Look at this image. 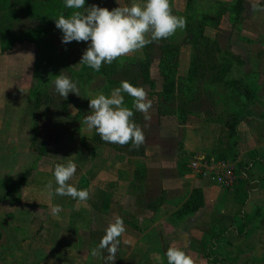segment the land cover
I'll list each match as a JSON object with an SVG mask.
<instances>
[{"label": "crops", "instance_id": "obj_1", "mask_svg": "<svg viewBox=\"0 0 264 264\" xmlns=\"http://www.w3.org/2000/svg\"><path fill=\"white\" fill-rule=\"evenodd\" d=\"M250 18H244L239 30L243 29L246 45L242 50L251 59H245L246 64L234 54L242 61L239 65L245 63L248 68L239 76L249 87L237 110L239 120L230 129L229 117L222 126L196 119L190 126L195 142L188 140L171 152L123 157L99 145L90 156L78 139V143L67 141L68 149L58 159L39 156L31 147L37 113L31 86L23 92L12 91V81L29 79V72L18 69L19 59L0 61L6 73L12 64L8 71L12 76L6 74L5 91L0 92L4 117L0 129L13 132L9 143L0 142V264H104L91 250L116 216L123 219L126 232L120 237L115 264H168L169 247L185 251L194 264H264V0ZM28 45L27 40L15 42L11 50ZM85 131L89 135L82 137L90 139L93 129ZM196 157H222L231 163L237 190L242 172L249 171L244 203L236 188H222L194 173L189 162ZM69 160L77 164V170L68 183L87 189V201L55 194L54 168ZM25 172L26 179L20 181ZM195 190L201 193V206L182 212ZM55 205L62 209L58 215L51 212ZM244 216L249 218L248 227L237 236L233 226ZM220 226L228 228L221 237L219 231L210 232ZM250 236L254 247L236 249V243Z\"/></svg>", "mask_w": 264, "mask_h": 264}, {"label": "rangeland", "instance_id": "obj_2", "mask_svg": "<svg viewBox=\"0 0 264 264\" xmlns=\"http://www.w3.org/2000/svg\"><path fill=\"white\" fill-rule=\"evenodd\" d=\"M28 1L0 0V61H5L6 59L13 61V58L19 59L21 66L18 69L21 70L22 67V70H24L23 74L27 71L29 72V79H27L28 77L20 78L15 83L12 81L14 88L12 91H18V93L26 90L27 86H31V89L38 86L39 90L43 92H53L55 90L54 80L61 71L77 83L81 96L69 93L68 96L74 97L75 102L69 106L68 110L71 113L70 116H72L81 108V117L76 118L75 121L65 117L64 121L68 119V130L71 132L68 140H74L73 143H78L80 136H83V134L89 135L88 131L84 132L87 125L83 123L84 117L90 114L91 111L89 99L105 93L104 90L106 88L109 89L108 93L110 94L115 86H107L104 82V76L101 74L92 75L88 79L87 84L83 83L82 85L77 80L78 78L75 77V73L79 71L81 66L79 61L84 50L88 47V42L72 41L64 44L62 43L63 33L59 29L48 31L38 43L30 41L35 38V32L38 29H46L48 25L55 24V18H58L64 10V0H30V3L33 4H29ZM233 1L170 0L173 13L186 19V27L184 29H178L174 35L160 41H167L169 44H173L170 46L177 48V51L173 52L174 56L171 62L175 76V83L172 88L175 93L174 98L170 101H164L162 97L156 94L165 83L161 75L162 69L159 67L161 52L156 48L157 56L151 58L152 61L149 66L150 78L156 85L154 91H151L148 85L139 81V86L147 90L148 99L152 100V107L149 110L150 119L145 120L144 115L136 111L138 125L142 128L145 135V142L142 145L144 152L160 153L163 150L171 152L188 140L192 143L195 142L196 136H191L193 132L190 126L196 119H206L208 122L212 121L222 126L225 121H228V117L231 118V115L226 113L227 108H229V88L224 83L226 80H232L244 73L246 67L245 59L247 61L251 59L249 53L242 50L246 48V45L244 46L243 43L245 41L241 38L243 29L242 31L239 30V26L243 28L244 18L252 17L262 0H258V3L256 0H242V19L237 24L230 23L228 19L227 6ZM131 2L132 0H119L121 6ZM136 2L142 3L143 0H136ZM223 3L227 4V6L226 8L223 6L224 9L220 11V6ZM92 4L106 7L109 10L119 6L117 0H85L86 7ZM72 11L74 10L68 9L67 16ZM80 11H83V9H80ZM195 36H198L199 39L196 42V46L193 47L192 42ZM19 39L29 41L28 47L24 50L23 48L11 50L12 40ZM6 48H10V51H5ZM247 52H249L248 49ZM234 54L241 56L245 63L239 65L234 59L231 71L223 74L222 78L217 77L219 73L215 75V71L220 69V65L226 61L228 55ZM141 56L142 52L140 50L132 55L120 57V59L122 63H127L129 59H138ZM9 63L8 71H11L12 64L11 62ZM195 66L197 68L196 75L192 76L191 70ZM8 71L6 73L4 65L0 66L1 93L5 91L2 86L6 82V74L8 76L11 75V72ZM47 78L49 79L46 83L39 85L40 79H44L45 82ZM16 86H18L17 89ZM84 86L86 87L84 88ZM124 101L126 107L133 108V98L131 96L130 98L124 97ZM14 102L17 104L16 100ZM159 106L165 107L166 115L158 114ZM176 106H184L185 110L190 111L185 124H179L176 117L173 116L172 111ZM46 108L47 106L42 104L37 113H41ZM0 117L1 128L3 125L1 121L4 117L1 114ZM73 129L74 131H72ZM49 131L50 129L47 126L44 127L43 125L41 127V132L46 133V136H50L53 132V130L52 132ZM5 133L9 135L6 136ZM12 134L13 132L1 131L0 129V142L9 143L8 140L12 139ZM86 143L87 146H91L92 142ZM67 149L66 146L58 147V144L52 142L47 149L48 155L46 157L58 159L65 154ZM192 159H190V162ZM252 238L253 236H250L248 241L236 243V249L254 247L256 244H254ZM223 245L226 246L227 244ZM230 246L232 245L230 244ZM261 246V249H263L264 244H261Z\"/></svg>", "mask_w": 264, "mask_h": 264}, {"label": "clouds", "instance_id": "obj_3", "mask_svg": "<svg viewBox=\"0 0 264 264\" xmlns=\"http://www.w3.org/2000/svg\"><path fill=\"white\" fill-rule=\"evenodd\" d=\"M117 2L119 4V0ZM64 5L74 11L67 17L60 15L55 18L56 28L63 33L62 43L88 42L79 63L97 72L102 65H110L120 57L132 55L154 42L159 43L174 35L178 29L186 27V19L173 13L170 0H143L142 3L132 0L130 4H119L111 10L96 4L86 7L85 0H64ZM54 86L62 99H67L69 93L81 96L77 83L62 71L56 75ZM124 93L133 98V108L125 106ZM151 107L152 100L148 99L147 90L124 80L119 87L112 89L110 95L100 94L89 99L91 111L84 117L83 123L89 129H95L106 143L120 146L131 144L133 148L139 149L145 142V135L134 120L133 109L148 120ZM76 170L77 164L71 160L66 165L55 166V194L87 201L90 198L87 189L78 190L68 183ZM47 188L51 192V181ZM61 210L60 205H55L51 212L58 215ZM125 232L123 219L116 216L105 229L97 247L91 250V255L102 257L104 264H115L120 237ZM105 252L107 255H104ZM165 255L168 264H194L193 259L177 247H169Z\"/></svg>", "mask_w": 264, "mask_h": 264}, {"label": "trees", "instance_id": "obj_4", "mask_svg": "<svg viewBox=\"0 0 264 264\" xmlns=\"http://www.w3.org/2000/svg\"><path fill=\"white\" fill-rule=\"evenodd\" d=\"M28 3L33 4L30 3V0L28 1ZM223 6L226 8L227 4L225 3L221 4L220 11L221 9H224ZM63 9L64 10L62 11L61 15H65L67 17L68 8H66L64 5ZM227 10H228V19L230 23L237 24L239 20L242 19V15H241V12L243 10L242 0H234L232 3H229L227 6ZM220 11L218 10V12ZM56 29L57 28L55 24L48 25L46 29L40 28L35 32L36 33L35 38H32V40L30 41L38 43L44 37V35L47 34L48 31H53ZM198 39H199L198 36L194 37V40L192 42L193 47L196 46V42L198 41ZM204 39L206 38L204 37ZM23 40L25 39H21V40L19 39L15 41L12 40L11 44L13 45L15 42L21 43ZM170 45L173 44H169V42L167 41L159 42V43L154 42L152 44L147 45L141 50L142 52L141 58L138 59L132 58L131 60L129 59V62L127 63H122L121 59L119 58L113 61V63L110 65L109 64L102 65L100 71L98 72L94 71L87 65L81 64L79 71L75 73V77L78 78L77 80L80 81L82 85L83 83L87 84V81H89L88 79L92 75L101 74L102 76H104V82L107 84V86H115L114 88L119 87L121 81L124 80H127L130 83H132L134 86L139 87V81H141L142 84L148 85L151 91H154L156 85L155 82L150 78L149 66L152 61L151 58L157 56L155 49L158 48L159 51L161 52V56H160L161 60L159 62V67L160 69H162L161 75L163 76V80L165 81V83L162 85V89L159 92H156V94L162 97L164 101H170L174 98V93H175L172 88V86L175 83V76H174V68L171 62L173 61V56H174L173 52L177 51L176 47ZM234 59L235 61H237L238 64L242 63L239 57H236L234 55H228L226 61L222 62V64L220 65L221 66L220 69L215 71V75L216 73H219L217 77L222 78L223 74L231 71V66L233 64ZM196 69L197 68L195 66L191 70L192 76L196 75ZM48 79L49 78L45 79V82L44 79L42 80L40 79L39 85L46 83ZM224 85L227 88H229L228 89L229 108H227V112L230 111V113L229 112L228 113L231 115L229 128L233 129L235 124L240 118V115H237V110L239 109L238 107L240 105V101L242 100V96H248L249 92H247V90L249 87L248 85H246L244 81H242V78L240 77H235L232 80H226ZM85 87L86 86H84V88ZM105 90H104L105 93L109 92L108 88H106ZM123 95L125 98L128 97L130 98V96L127 95L126 93H124ZM31 99L34 103V107L35 110H37V112H39L38 110L42 104H45L47 106V108L44 109L41 113L36 114V118L33 126L32 142H31V147L35 152H37L39 156H46L48 155L47 149L52 142H54V144H58V147L66 146L67 141H69L68 136H70L71 132H69L68 130L69 128L68 119H65L67 121L66 122L64 121V118L67 117L75 121L76 118L81 117L80 116L81 108L78 106L80 109H78L77 113L70 116L71 113L69 112L68 109L69 106L75 102L74 97L68 96L67 99H62V97H60V95L55 90H53V92H46V91L43 92L42 90H39L38 86L32 88ZM163 107L164 106L161 107L159 106L158 114L166 115L165 107L164 108ZM189 113L190 111L185 110L184 106H176L175 109L172 111L173 116L176 117L179 124H185ZM134 120L137 124H139L136 118V111H134ZM43 125L44 127L47 126L48 129H50L49 132H52L53 130L50 136H46V133L41 132V127ZM72 131H74V129ZM77 135L79 136V134ZM79 140H80V145L83 146V148L90 156L95 155L96 149L99 145H107L112 149L122 153L121 156L123 157L131 156V155H139V154L142 155L144 153V149L142 145L139 147V149H135L132 147L131 144L120 146L118 144L106 143L100 139L95 129H93V135L91 136L90 139L80 136ZM90 141L92 142L91 146H87L86 142H90ZM214 159L225 160L222 157H214ZM242 167L243 165H239L240 170ZM243 170L244 169H242L241 171ZM242 173L244 175V178L242 179L241 182H239L238 190L239 193H241V195L243 194V198H241V200L243 201L242 203H244V201L248 197V194L244 193L243 186L245 182L250 181L251 175L250 172L246 170ZM235 174H237L236 171ZM25 179H26V172L23 174L20 181ZM236 185H238V183H236ZM236 185L234 186V188H236L235 190H237L238 187V186L236 187ZM201 203H202L201 193L199 190H195L191 195V198L185 203L182 212H193L201 206ZM248 219L249 218L247 216L240 217L239 224L237 223V225L233 226L234 230L237 233V236H242L245 233L249 224ZM227 229L228 228H226V226H220L218 230L213 228L211 229L210 232L214 234L217 233V231H219L221 237L222 234L226 233Z\"/></svg>", "mask_w": 264, "mask_h": 264}, {"label": "built area", "instance_id": "obj_5", "mask_svg": "<svg viewBox=\"0 0 264 264\" xmlns=\"http://www.w3.org/2000/svg\"><path fill=\"white\" fill-rule=\"evenodd\" d=\"M192 171L204 179H208L216 185L233 189L237 183L234 166L224 160H215L210 157H196L189 163Z\"/></svg>", "mask_w": 264, "mask_h": 264}]
</instances>
